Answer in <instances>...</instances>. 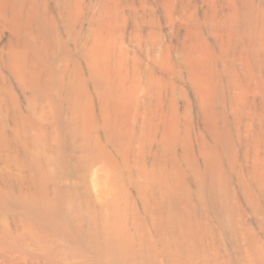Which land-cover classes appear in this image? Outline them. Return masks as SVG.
<instances>
[{
  "label": "rangeland",
  "instance_id": "rangeland-1",
  "mask_svg": "<svg viewBox=\"0 0 264 264\" xmlns=\"http://www.w3.org/2000/svg\"><path fill=\"white\" fill-rule=\"evenodd\" d=\"M67 1L5 0L8 10H0V31H4L0 32V58L5 60L0 70V80L5 79L0 82V104L3 99L9 111L8 116L5 112L0 116V228L12 229L7 235L0 229L1 264H13L19 254L27 258L20 257L27 264H33L31 257L50 264L43 259L49 256L57 259L56 264H261L260 215L257 203L245 196L246 191L252 195L260 177L243 168L242 179L240 160L247 148L240 142L260 137L259 132L249 134L259 128L260 121L264 124V85L252 83L247 94L251 103L236 109L229 107L236 88L220 82L209 101L202 103L184 73L183 81L172 80L178 84L174 92L168 89L160 96L154 90L141 102L147 90L144 76L135 74L118 56L103 55L102 44L111 35L107 24H101L96 0H85L94 6L84 25L75 19L53 22L59 16L54 15L57 10L67 15ZM241 2L237 5L242 17L237 22L243 29L249 23V17H244L249 10H243ZM12 19L20 28L14 35ZM170 29L163 26L167 35ZM129 30L123 37L129 49L123 48L132 63L131 48L137 54L140 49ZM10 38L20 42L10 48ZM8 58L12 61L7 67ZM27 70L34 73L30 82H25L27 75L19 76ZM159 102H165L169 117L175 119L171 126L167 119V125L159 127L155 119ZM249 142L252 146L254 141ZM231 159L237 166L230 164ZM10 173L18 179L10 178ZM232 187L234 193H230ZM237 213L243 215L239 218Z\"/></svg>",
  "mask_w": 264,
  "mask_h": 264
},
{
  "label": "bare ground",
  "instance_id": "bare-ground-1",
  "mask_svg": "<svg viewBox=\"0 0 264 264\" xmlns=\"http://www.w3.org/2000/svg\"><path fill=\"white\" fill-rule=\"evenodd\" d=\"M0 1H1L0 2V10L3 11L6 8V5H8V4L5 2V0H0ZM87 2L85 0H72V1L68 0L65 3L66 10L68 11L67 15H64V11L62 12L60 10H57L56 14H54V15L55 16L59 15V16L54 17V19L51 17L53 19V22L56 23L58 20H59L58 22H60L61 20H63V21L64 20H67V21L72 20L73 21L75 19L77 23L82 25L84 23L85 19L87 18V13H89L88 11L92 10L91 8L94 6L93 1H92V3H87ZM95 3L98 5L97 7L96 6L95 7L99 8L98 12H99V16L101 15L100 16L101 24L105 23L104 26H106V24H107V27L109 29L108 35H111L110 40L108 38H106V40H108L107 43L105 42L106 40L104 39V42L102 44L104 47L103 48L104 50H102V52H104L103 55L104 56L107 55L109 57L110 56H113V57L118 56L119 58L126 61V65L128 67H130V68H131V66L133 67L135 74L138 73L139 77L144 76V78L146 80L145 81V88H147V90L145 91V95L141 98L142 99L141 102L145 103L147 96L152 95L154 90H156L160 96L164 91L166 92L168 89H171V91L174 92V86L178 87V84H175L174 82H172V80L177 77V78H180L181 81H183L184 80V73L186 74L188 81L191 83V86H193L195 92L197 93L199 101L202 103L205 101H209V99L211 98L214 91L218 90L217 88H218V86H219L218 84L220 82L222 84L225 82L227 84V86H231V87L233 86L234 88H236V92L234 93L235 95H233V98L229 100V107L231 105L236 109L247 108L248 104L251 103L250 102L251 98L247 97V94H248V92H250L252 90V85H251L252 83H254L255 81H258V84H260V81H261V83L264 85V0H242V2H241L242 6H243L242 9L243 10H246V9L249 10V11H247L249 13L245 12L246 13L245 16L243 15L244 17H246V16L249 17L248 18L249 23L247 26L244 23L243 29H242V27H240L238 25V22H237V21H239L240 16L242 15V14L240 15V8L237 5L238 0H96ZM9 5H11V3ZM12 5L9 7H12ZM59 6H60V4H59ZM239 6H240V4H239ZM6 10H8V9L6 8ZM11 10L9 12H11ZM226 10H228V11L226 12ZM9 14H11V13H9ZM26 14H27V12H26ZM96 14H97V11H96ZM1 15H0V17H3ZM5 18H6V16H5ZM5 18H3V19H5ZM56 18H58L57 21H56ZM1 20L2 19L0 18V21ZM10 22H11V24H10L11 28L14 31V33H13V35H14L15 32L20 28L17 27V22H15L13 19ZM245 22H247V21H245ZM0 25H1V23H0ZM5 25L7 28L8 27L7 25H9V24L7 23ZM71 25H73V23ZM2 26H4V25L2 24ZM163 26L171 28L169 35L165 34V32L163 30ZM128 28H130L129 32L130 33L132 32V34L134 36L133 39L136 40L135 44H136L137 48L140 49V50L138 49L139 51L137 54V51H136L137 49L134 50V48L133 49L131 48V50H133V52H134V53H132L134 56L133 57L134 62L132 61V63H130V60L128 57V51H126L129 48L128 49L126 48L127 46L124 45V41H123V37L125 36V33L128 32L127 31ZM183 29H184V33L182 34ZM168 30H169V28H168ZM1 31H3V30H1ZM104 32H106V30ZM22 33H25V32L23 31ZM1 36H3V35H1ZM211 37L214 40L210 42L209 39ZM11 38H12V36H11ZM11 38H10L11 41H9L7 43L10 48L12 47V44H14V42H20L19 40L15 41L14 40L15 38L14 39H11ZM16 39H18V38L16 37ZM102 39L103 38H101V40ZM38 41L40 42V40H38ZM85 42H87V41H85ZM78 44L81 45L80 43H78ZM131 44H130V46H131ZM1 45H3V43H1ZM128 45H129V43H128ZM123 46L126 48V50H124ZM130 46H128V47H130ZM17 47H20V45H18ZM100 47H101V45H100ZM7 48H8V46H7ZM75 48H77V47H75ZM82 48H84V47H82ZM0 51H2V50H0ZM81 52L82 51H80V53ZM10 53H12V52H10ZM156 54L159 55V58L157 57ZM77 55H79V54H77ZM141 56H144V58L143 57L141 58ZM8 59H9V63L6 64L7 67L11 64V61H12V58H8ZM80 59L84 61V59H82V58H80ZM86 61L88 62V59ZM64 62H65V60H64ZM4 64H5V60H1V58H0V70H1V67L4 66ZM79 68L82 70L81 65ZM72 69H73V66H72ZM65 70H67V72H69L68 71V65L65 66ZM72 71L73 70H71V72ZM57 72H58V70H57ZM83 73H81V74H83ZM20 74L27 75L25 77V82L26 81L30 82L29 80L34 78V73L31 70L20 71L19 76H20ZM64 75H65V73H64ZM36 77H38V75L35 73V78ZM70 78H72V77H70ZM76 80L78 81V79H76ZM3 81H5V79L2 77L0 82H3ZM79 82L81 85H83V78L79 77ZM168 85H172V87L170 88ZM261 89H263V88H261ZM261 89H259V90L261 91ZM259 90H257V91H259ZM3 92H4V90H3ZM226 93H228L227 90H226ZM122 96L125 97L124 92L122 93ZM172 100L173 99H171L169 102H172ZM3 101L4 100L1 99L0 116L3 114V112H5L4 114L8 116L9 111H8L7 107L2 105ZM224 101H226V99ZM166 107L167 106L165 105V102H164V104L159 102L158 105H156L155 119H158L159 127L161 124H162V126H164V124L167 125L166 124L167 119H169L170 126L175 123L174 122L175 119H173L172 116H171V118L169 117V112L166 111ZM154 112H155V110H154ZM151 113H153V112H151ZM254 113H256V112H254ZM256 116H257V114H256ZM142 119L144 120V118H142ZM13 120L14 119L12 118V121ZM260 122H261L260 126L258 125L259 128H257V129L252 128V130H254V131H252L249 134L250 136H254L255 132H259V136H260L259 139L258 140L246 139L244 141L241 140V142H240V146L242 148H247V150L245 149L246 150L245 156L240 160V165H241L240 171H241L242 179L244 178V174H243L244 169L243 168H245V170L248 173L258 174L260 177V178L256 179L257 180V182H256L257 186L254 187V185H253V190L251 191L252 195L248 194V191H246L247 195H245V196H247L248 201L250 200L253 203H255V202L257 203L256 204L257 206L255 204H254V206L257 207L259 214L255 210H254L255 212H253V213H255V215H257V214L260 215L259 216L260 220H258L259 221L258 227H260L263 231V239L261 237L262 234H260L261 230L258 231L259 229L258 230L255 229V233L258 232L259 235H261L260 236L261 239L264 240V124L262 123V121H260ZM150 124H152V123H150ZM225 124H226V122H225ZM152 126H153V124H152ZM163 130L165 131L164 128H163ZM158 131H159V129H158ZM164 134H161V136L163 138L165 137ZM166 138L167 137H165V139ZM249 141H254L252 146H251L252 142L250 143ZM233 142H232V144H234ZM230 146L234 148V145L230 144ZM226 150H225V153L227 152ZM232 152H235V151L232 150ZM212 153H214V152H212ZM215 153H218V152H215ZM231 155L235 156L232 153H231ZM216 156H217V154L215 155V157ZM226 157H228V156L226 155ZM232 158H234V157H232ZM212 160H214V158ZM231 161H232V159H231ZM231 163L235 164V161L230 162V164ZM214 164H216V163L214 162ZM236 164L234 166H237ZM8 167H10V166L8 165ZM221 167H222V165H221ZM231 167H233V166H231ZM250 167L252 168V170H249ZM233 169H231V170L233 171ZM221 171H222L223 175L227 176L225 168L222 167ZM222 174H220V175L222 176ZM15 176H16V174L10 173L9 177L12 178ZM17 176H16V179H18ZM0 177H2V176H0ZM225 178L227 179V177H225ZM221 179H219L218 182H220ZM238 179H239V181H241V178L238 177ZM6 180H7V178H6ZM12 180L13 179H11V181ZM16 181H18V180H16ZM231 181H233V180H231ZM18 182H20V181H18ZM224 182H221L220 185H223L222 183H224ZM228 182H229V180H228ZM243 183H245V181ZM232 185H234V184H232ZM246 186H248V185H246ZM233 187H235V186H233ZM233 187L231 188L230 193H234ZM241 187H242V185H241ZM12 188H11V191L13 192L14 190H12ZM214 188H215V186H214ZM220 188L222 189V187H220ZM227 188H224L223 191ZM173 189H178V187L173 185ZM248 189L246 188L245 190H248ZM20 190H21V188H20ZM223 191L221 193H223ZM235 191H237V190H235ZM240 191H241V189H240ZM225 192L228 193V190H226ZM242 192H243V190H242ZM219 195H216V196L220 197ZM222 195H221V197H225V194H224V196H222ZM226 197H227V195H226ZM219 199H221V198H218V200ZM214 200H215V197H214ZM230 200H232V199H230ZM224 201H228L227 198H226V200L224 198ZM220 202H223V201H220ZM217 203H219V201ZM225 203H227V202H225ZM229 204H231V203H229ZM232 204L230 206H232ZM215 205L218 206V204H215ZM223 206H224V203H223ZM251 206H252V204H251ZM216 210L219 211V208H216ZM231 210H233V209H231ZM242 210H244V209H242ZM214 212H215V210H214ZM227 213L228 212L226 211V214ZM238 213H237V216L239 217L241 214L239 215ZM218 214H220V213H218ZM224 214L225 213L223 211V215ZM244 214L247 215V213H245V212H244ZM220 215H222V213ZM223 215L221 217H223ZM252 215L253 214H251V216ZM214 216H215V214H214ZM216 216H218V215H216ZM248 216H250V215H248ZM256 218L254 217V221L256 220ZM219 221H220V218L218 219V222ZM243 221L244 220L241 219V222L243 224H245L244 223L245 221L244 222ZM216 222H217V220H216ZM220 223L218 225H220ZM230 223L231 222H229V224ZM6 225H7V223H6ZM221 225H223V224H221ZM224 226H223V228H224ZM245 226H244V228H245ZM230 227L231 226H229V229L228 228L227 229L231 230ZM239 227H241V226L239 225ZM184 228H186V227H184ZM219 228H221V226L218 227V229ZM0 229H5V228H0ZM10 229H11L10 226L7 227V229L4 230V234H6V235H7V233L11 234ZM18 230H19L18 228L15 229L16 232H18ZM221 230H224V229L221 228ZM211 231H212V229H211ZM224 232H225V230H224ZM252 232H254V231H252ZM0 233H1V231H0ZM225 233H223V234H225ZM230 233H231V231H230ZM230 233L227 235H230ZM241 233L242 232H240V234H239L240 236L242 235ZM212 234H213V231H212ZM212 234H211V236L213 237L214 234L213 235ZM223 234H222V236H223ZM6 235H4V236H6ZM245 235H247V234H245ZM215 236H216V234H215ZM215 236H214V238H215ZM254 236H255V234H254ZM7 238H5V239L7 240ZM240 238L242 239V236ZM240 238H238V239H240ZM247 238L248 237H246V239ZM252 238H254V237L252 236ZM229 239H230V237H229ZM222 240H224V239L222 238ZM262 240H261V242H263ZM217 241H218V239H217ZM229 241H231V240H229ZM229 241H227V242H229ZM231 243H232V241H231ZM253 243H252V245H253ZM255 243H257V242H255ZM242 244H243V242H242ZM244 244H246V242ZM261 244H262V246H260V248H259L260 252H258V255H259L258 257H260V260L262 261L261 264H264V242ZM235 245H233V246H235ZM5 246H7V245H5ZM253 246H255V245H253ZM216 247H217V245H216ZM222 247H224V246H222ZM256 247H258V244ZM6 248H8V246ZM249 248H250V245H249ZM235 249H236V246H235ZM242 249H243V247H242ZM19 250L23 251L24 249H19ZM221 250H222V248H221ZM246 250H247V248H246ZM248 250H249V253H251L250 249H248ZM4 251L5 250L3 248V252ZM216 251H217V249L215 250V252ZM225 251H226V249L224 250V252ZM255 252H257V249L255 250ZM231 254H233V253L231 252ZM236 254H237V252H236ZM239 254H241V253H239ZM245 254H246V252H245ZM217 255H218V253H217ZM220 255H222V254H220ZM241 255L243 256V254H241ZM241 255H239L240 258H241ZM20 257H22L24 260L27 259V258H24L23 256H20V254H19L18 255L19 260L15 259L16 261L13 264H27L28 263L27 260L25 262H21ZM219 258L221 259V257H219ZM219 258H218V261L220 260ZM6 259H9V258H6ZM43 259L48 260L50 264H56V262H57V259L55 257H52V256H49L48 258L43 257ZM222 259H223V257H222ZM248 259L249 258H247V260ZM228 260H229V257H228ZM10 261H12V260H10ZM218 261H216V262H218ZM255 261L257 262L258 260L256 259ZM30 262H32L33 264H42L41 261L37 260V258H35V257H31ZM0 264H1V261H0Z\"/></svg>",
  "mask_w": 264,
  "mask_h": 264
}]
</instances>
